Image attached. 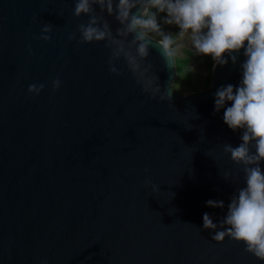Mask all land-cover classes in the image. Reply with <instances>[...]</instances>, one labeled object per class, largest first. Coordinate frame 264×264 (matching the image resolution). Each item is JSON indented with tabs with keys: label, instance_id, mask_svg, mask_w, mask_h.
Listing matches in <instances>:
<instances>
[{
	"label": "water",
	"instance_id": "water-1",
	"mask_svg": "<svg viewBox=\"0 0 264 264\" xmlns=\"http://www.w3.org/2000/svg\"><path fill=\"white\" fill-rule=\"evenodd\" d=\"M74 7L0 0V264H264L203 228V214L218 224L245 186L223 148L238 146L242 130L214 111L217 89L241 82L243 49L235 64L225 56L212 66L210 86L178 92L176 65L165 67L153 47L145 64L162 91L173 88L172 101L160 100L122 58L123 74L109 71L105 42H78L88 16H73ZM105 16L115 33L119 22ZM44 22L50 41L33 38ZM33 83L45 84L37 96ZM146 179L159 191L142 187Z\"/></svg>",
	"mask_w": 264,
	"mask_h": 264
},
{
	"label": "clouds",
	"instance_id": "clouds-1",
	"mask_svg": "<svg viewBox=\"0 0 264 264\" xmlns=\"http://www.w3.org/2000/svg\"><path fill=\"white\" fill-rule=\"evenodd\" d=\"M99 11H97V7ZM119 22L115 33L109 20ZM165 14L160 17L159 14ZM87 15V23L77 25L79 43L105 42L111 49L109 71L122 75L115 61L123 59L142 91L152 98L172 101V83L161 88L159 77L145 64L150 49L156 48L165 67L175 68L181 41L190 40L195 55L210 56L215 65L233 64L243 49L246 59L241 64L242 79L238 86L229 83L214 93V111L223 113L224 123L233 131L242 130L241 143L233 147L224 144V152L242 167L245 186L239 187L227 205L226 215L214 223L209 213L203 214V228L212 229L211 239L223 242L226 237L242 242L245 252L264 261V0H75L73 16ZM175 25L176 34L166 32L161 24ZM35 22V18H34ZM53 25L43 23L41 34L34 39L50 41ZM130 37V38H129ZM156 37V38H154ZM68 40H77L76 32L68 33ZM31 54V45H28ZM235 53V54H234ZM53 90L61 87L59 78L51 81ZM45 88L43 83L28 86L37 96ZM228 102L231 106L225 107ZM149 172L148 168L144 169ZM224 173V177L229 176ZM159 186L146 179L142 187ZM174 195V194H173ZM210 207L224 208L222 200H208ZM42 264H47L43 261Z\"/></svg>",
	"mask_w": 264,
	"mask_h": 264
},
{
	"label": "trees",
	"instance_id": "trees-1",
	"mask_svg": "<svg viewBox=\"0 0 264 264\" xmlns=\"http://www.w3.org/2000/svg\"><path fill=\"white\" fill-rule=\"evenodd\" d=\"M165 14L161 13L159 14L160 17H163ZM161 24L164 27L171 26V25H166L163 24V20L161 19ZM166 32H170L172 34H176V29H164ZM156 38V37H155ZM177 39V38H176ZM178 42V40H177ZM183 49V48H182ZM185 51L184 54H180V51L178 50V54L176 56V69H177V74L175 76V79L173 81V87L178 91V92H183L185 91H195L197 90V81L194 75L193 68L190 65V61L192 59V54L191 50L188 49H183ZM212 62L211 60L208 62V68L211 70L212 68ZM204 85L206 87L210 86L211 84V72L209 76H207L204 80Z\"/></svg>",
	"mask_w": 264,
	"mask_h": 264
},
{
	"label": "rangeland",
	"instance_id": "rangeland-1",
	"mask_svg": "<svg viewBox=\"0 0 264 264\" xmlns=\"http://www.w3.org/2000/svg\"><path fill=\"white\" fill-rule=\"evenodd\" d=\"M164 29H176V33L179 31L178 27H176L175 25H171V26H167L164 27ZM178 40V44L180 45L179 47V51L180 54H186L185 51L183 49H188L191 50V54H192V59L190 61V65L193 68L194 71V75L197 81V88H206V86L204 85V79L209 76L210 72H212V68L211 70L208 68V62L211 60L212 64H214L212 58L210 56H198L194 54L193 49L191 48V44H190V40H188L187 37H185L184 41H181L179 37H176ZM183 48V49H182ZM213 66V65H212Z\"/></svg>",
	"mask_w": 264,
	"mask_h": 264
}]
</instances>
